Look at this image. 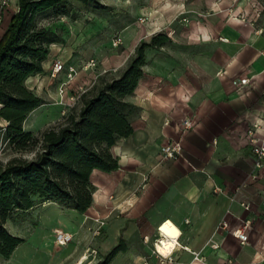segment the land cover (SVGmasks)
<instances>
[{
    "label": "crops",
    "instance_id": "obj_1",
    "mask_svg": "<svg viewBox=\"0 0 264 264\" xmlns=\"http://www.w3.org/2000/svg\"><path fill=\"white\" fill-rule=\"evenodd\" d=\"M171 3L174 11L155 10L156 22L139 35H125L121 55L97 68L123 67L136 41L153 36L154 28L170 39L168 46L146 51L143 75L125 99L135 112L131 135L109 149L117 169L92 172L94 191L83 213L53 202L28 211L49 228L39 242L54 251L51 264H97L120 241L125 249L110 264H264V165L253 171L246 137L264 117V0ZM66 51L58 59L67 60ZM55 56L25 81L43 101L23 123L33 135L64 116L57 90L66 75L47 78ZM89 74L77 72L63 102L88 86ZM245 78L246 85L236 86ZM185 117L193 127L180 135ZM178 140L180 158L162 160L160 147ZM95 220L103 223L98 236ZM246 222L247 243L241 245L236 236ZM166 223L178 233L170 261L153 246ZM56 232L77 234L78 243L58 246Z\"/></svg>",
    "mask_w": 264,
    "mask_h": 264
},
{
    "label": "trees",
    "instance_id": "obj_2",
    "mask_svg": "<svg viewBox=\"0 0 264 264\" xmlns=\"http://www.w3.org/2000/svg\"><path fill=\"white\" fill-rule=\"evenodd\" d=\"M16 1L17 12L0 39V119L14 151L38 149V154L30 161L14 158L0 164V257L4 260L24 242L5 228L14 213L30 211L36 201L53 202L78 213L89 208L92 172L116 170L117 161L109 149L132 133L130 118L135 108L125 99L143 75L145 53L170 44L166 33L153 35L148 43L141 41L119 78L104 83L88 99L83 95L77 116L69 115L62 124L34 136L23 130V123L43 101L25 87V81L42 73L49 46L57 40L48 29L36 27L34 18L72 1L98 6L99 0ZM124 249L120 241L97 264H110Z\"/></svg>",
    "mask_w": 264,
    "mask_h": 264
},
{
    "label": "rangeland",
    "instance_id": "obj_3",
    "mask_svg": "<svg viewBox=\"0 0 264 264\" xmlns=\"http://www.w3.org/2000/svg\"><path fill=\"white\" fill-rule=\"evenodd\" d=\"M1 1L0 28L4 27V23L9 16L17 12L16 0H8L7 6H1ZM170 1L175 3L177 0H99L98 6L72 1L36 15L34 25L38 28L48 29L57 38L56 42L49 46V53L46 62H44L48 63L56 55L50 63L52 66L56 60H61L58 58L67 48L65 52L67 60H61L66 61L63 73L66 75L67 68L73 67L76 72L91 73L89 74L91 78L88 77L90 81L88 86L77 88L75 94L71 95L78 98H75L74 106L63 116L61 121L42 128L41 132L34 134V136L62 124L69 115L77 116L82 108L83 95H88L86 98L88 99L104 83L119 78L134 58V54L121 68L111 64H108L109 66L102 70H97V68L101 67L103 63H108L107 61H110V58L121 55L122 50L127 47L126 42L123 40L125 35L133 33L139 35L148 29V25L155 23L154 18L157 13L155 10L162 8L165 9V13L174 11L175 6L172 3L170 4ZM156 29L154 28L153 35L165 33L161 29ZM151 37L144 36L141 41L148 43ZM116 38L121 39L122 45L113 48L112 42ZM140 42L136 41L135 49L140 45ZM89 61H93L95 66L89 70H84L83 68ZM43 77L47 79L49 75L47 78L46 76ZM74 78L75 76L70 82L66 81L64 87L66 92L69 91ZM5 126L6 124L0 119V164H5L14 158L28 161L34 159L38 154V149L23 153L16 152L9 146L8 141L5 139ZM44 203L47 202L36 201V212L39 210L37 208ZM40 224L41 222L33 214L28 212L14 213L5 223V228L11 235L23 239L24 242L15 249L8 260L0 257V264H44L45 260L46 264H51L54 251L47 247V241L46 246L44 242H39V239L46 236L50 231L49 228L45 227V224ZM56 234L57 232L54 237ZM70 235H72V241L66 246L72 247L73 244L78 243L76 241L77 234ZM78 264H82V259Z\"/></svg>",
    "mask_w": 264,
    "mask_h": 264
},
{
    "label": "built area",
    "instance_id": "obj_4",
    "mask_svg": "<svg viewBox=\"0 0 264 264\" xmlns=\"http://www.w3.org/2000/svg\"><path fill=\"white\" fill-rule=\"evenodd\" d=\"M8 0H2L1 1V6H7ZM122 45V41L120 38H116L112 42V47L117 48L118 46ZM95 66L93 61H89L85 67L83 68L84 70H89ZM65 71L64 69V63H62L60 60H56L50 70H49V78L51 80H56L57 77ZM66 81L70 82L74 76H76L77 72L73 67H68L66 70ZM248 83V79H241L237 85H246ZM66 84L62 83L58 87V95L60 97V100L58 104L62 107L63 112L62 115H65L67 110H70L74 106L75 98H78L77 96H71L69 98V103L63 102L62 101V96L65 94V87ZM193 127V122L190 119V117H185L181 120L180 125H179V132L180 135H183L187 132H189ZM257 131L261 132V136L258 137L256 136ZM246 137L248 139V144L250 147V153L254 159L253 162V171L257 173L259 170L263 168L264 165V117H263V123L262 124H254L251 126V128L247 131ZM159 155L162 160L164 161H170V160H176L180 158L181 155V144L180 141H172L164 144L163 146L160 147L159 150ZM256 175H254L255 178ZM245 210H248L249 207L245 206ZM96 224H98V229L95 231L94 236H98L100 233V230L103 226L102 221L95 220L94 221ZM163 225V224H162ZM161 225V226H162ZM161 226L158 228L160 230ZM248 227V222H246L241 230L237 233V239L241 245H244L247 243V236L245 235V230ZM220 228L226 229V224L222 223L220 225ZM160 235V234H159ZM70 241H72V235L68 233H57L55 236V243L58 246H66ZM161 245V237L154 243V251L156 255L162 259V260H168L170 261V254L167 257H162L157 253V245ZM174 251V250H173ZM172 251V252H173ZM194 260H197L196 255H194Z\"/></svg>",
    "mask_w": 264,
    "mask_h": 264
},
{
    "label": "bare ground",
    "instance_id": "obj_5",
    "mask_svg": "<svg viewBox=\"0 0 264 264\" xmlns=\"http://www.w3.org/2000/svg\"><path fill=\"white\" fill-rule=\"evenodd\" d=\"M166 226H170V227H166ZM159 232L161 235V245L160 244L157 245L159 251L161 252V254L159 255H161L162 257H167L172 253V251L176 246L175 240L178 233L170 223H166L165 225L163 224ZM173 232L175 233L174 235L170 234Z\"/></svg>",
    "mask_w": 264,
    "mask_h": 264
},
{
    "label": "clouds",
    "instance_id": "obj_6",
    "mask_svg": "<svg viewBox=\"0 0 264 264\" xmlns=\"http://www.w3.org/2000/svg\"><path fill=\"white\" fill-rule=\"evenodd\" d=\"M166 227H170V226H166ZM170 234L174 235L175 233L173 232V233H170Z\"/></svg>",
    "mask_w": 264,
    "mask_h": 264
}]
</instances>
